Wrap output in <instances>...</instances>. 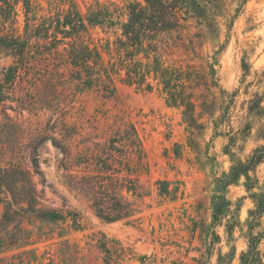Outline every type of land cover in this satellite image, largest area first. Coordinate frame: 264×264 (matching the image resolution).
<instances>
[{
	"label": "trees",
	"instance_id": "obj_1",
	"mask_svg": "<svg viewBox=\"0 0 264 264\" xmlns=\"http://www.w3.org/2000/svg\"><path fill=\"white\" fill-rule=\"evenodd\" d=\"M247 1L141 0L127 3L121 10H100L86 16L72 6L64 14L37 20L32 15V0H0V56L11 60L0 73V115L3 116L0 159L8 158L3 164L0 161V255L32 244L31 236L22 226L24 221L66 224L75 231L81 229L79 214L74 210L46 209L41 205L34 181L38 178L41 185L46 183L38 162L39 146L35 143L39 137L28 135L24 144L18 142L19 128L6 114V109H11L6 102L17 81L30 75L31 81L25 80L29 87H36V75L43 67L52 65L47 84L69 83L80 91L98 88L110 96L116 79L146 91L152 89L154 82L172 106L182 109L189 130L204 129L206 125L201 120L206 119L212 131L211 140H223L222 153L230 165L226 171L213 174L210 221L201 230L202 247L196 250L200 255L192 261L213 264L216 256L215 264H264V182L257 175L258 167L264 163V68L252 72L243 52L238 86L227 91L220 86L216 69L224 45L212 57V62L188 64V53L195 57L198 54L195 39L218 32L219 19L227 17V8L232 4L236 6L233 17L229 18L233 22ZM19 5L24 13L22 32L15 27ZM189 19L195 20L198 26L202 21L207 23L209 32L200 29V36L188 40L182 33L187 30ZM95 26L118 31L111 49L107 47L104 51L107 61L83 39L87 28ZM178 51H182L181 56L175 59ZM47 73L45 70L43 76ZM256 124L259 125L258 143L242 157ZM51 142L56 146L54 138ZM63 156L59 169L64 186L86 200L97 219L105 223L136 221L133 218L137 209L131 198L140 195L137 163L132 162L141 157V147L132 129L120 139L109 140L105 153L91 151L77 157L64 150ZM157 184L159 196L176 199V188L170 189L167 182ZM234 186H241L245 193L242 199L251 203L243 222L238 218L240 205L227 197ZM219 228L224 229L228 243L234 242L237 229L245 248L236 253L232 244L223 253L219 246L222 241ZM101 249L107 255L104 264H111L108 258L111 250L105 245ZM19 254L36 259L34 249Z\"/></svg>",
	"mask_w": 264,
	"mask_h": 264
},
{
	"label": "rangeland",
	"instance_id": "obj_2",
	"mask_svg": "<svg viewBox=\"0 0 264 264\" xmlns=\"http://www.w3.org/2000/svg\"><path fill=\"white\" fill-rule=\"evenodd\" d=\"M130 2L141 0H32V15L39 20L56 13L64 14L75 6L86 16L100 10H121ZM235 7L229 5L227 17L219 19L218 32L195 39L200 36V29L209 32L207 23L202 21L198 26L195 20L189 19L188 28L182 33L188 40L194 37L196 42L198 54L195 57L189 51L188 64L197 66L212 62V57L224 45L216 69L219 84L227 91L238 86L243 52L247 54L252 72L264 68V0H248L240 15L231 22L229 18L233 17ZM23 26L24 13L19 5L15 27L22 32ZM117 34L116 28L88 27L83 39L99 50L107 61L104 51L107 47L111 49ZM181 53L178 51L174 58L179 59ZM10 64L11 60L0 56V73ZM43 69L36 75V87H29L25 80L30 79V75L17 81L6 102L11 106L6 109V114L19 128L18 142L24 144L28 135L39 137L35 143L39 146L38 162L46 183L41 185L38 178L34 181L41 205L46 209L74 210L79 214L81 229L75 231L66 224L24 221L22 226L31 236L32 244L0 255V260L6 258L0 264H104L107 258L101 249L104 245L111 250L108 256L111 264H196L192 258L200 255L196 250L202 247L201 230L210 221L213 174L226 171L230 165L228 157L222 153L223 140H211L212 131L206 119L201 120L206 125L204 129L189 130L182 109L172 106L154 82L152 89L146 91L116 79L112 94L107 96L98 88L80 91L69 83L65 86L47 84L52 65ZM45 70L48 73L43 76ZM65 76L68 78L66 73ZM2 120L0 115V123ZM258 126L254 127L242 157L258 143ZM131 129L141 147V157L132 162L133 165L137 163V192L140 195L131 198L137 209L133 218L136 221L105 223L93 215L86 200L66 189L59 166L64 159V150L77 157L91 151L102 154L109 140L120 139ZM52 138L56 146L52 144ZM115 146L124 151L118 144ZM7 160L0 159L2 164ZM257 175L264 182V163L258 167ZM158 182H167L170 189L176 188V199L172 201L159 196ZM244 195L241 186L231 187L227 195L233 203L240 205V222L245 220L247 210L251 208L250 201L242 199ZM1 210L0 206V213ZM218 231L223 253L232 244L236 253L245 248L237 229L234 242L230 243L224 229ZM30 249L35 250L36 259L29 254H19ZM215 261L216 256L213 264Z\"/></svg>",
	"mask_w": 264,
	"mask_h": 264
}]
</instances>
